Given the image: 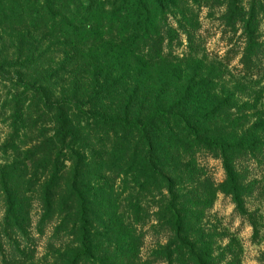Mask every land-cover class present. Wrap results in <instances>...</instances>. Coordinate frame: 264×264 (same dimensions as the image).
<instances>
[{
	"label": "trees",
	"instance_id": "16d2710c",
	"mask_svg": "<svg viewBox=\"0 0 264 264\" xmlns=\"http://www.w3.org/2000/svg\"><path fill=\"white\" fill-rule=\"evenodd\" d=\"M263 3L254 1L244 15L231 6L223 15L225 25L242 24L240 63L249 76L262 68L258 32ZM187 14L181 0H0V29L15 33L27 61L40 54L33 33L42 31L43 41L56 40L63 57L78 64L55 102L42 88L48 79L33 90L53 115L52 135L0 165L6 208L0 247L7 244L9 251L1 264H26L31 257L17 242L26 237L23 202L36 184L24 176L28 162L30 177L40 169L49 172L41 186L42 220L56 215V239L64 233L68 238L52 264H140L139 237L120 212L108 174L132 186L127 208L135 224L142 200L166 198L165 205L157 206V221L170 228L176 251L185 248L188 260L201 264L196 215L212 205L217 191L241 205L244 178L238 163L260 150L264 129L258 119L240 128L242 118L232 117L231 111L257 107H236L220 70L214 75L191 48L180 59L164 51L174 35L170 17L184 21L176 23L191 44ZM24 100L12 101L16 132ZM255 114L251 118H259ZM200 151L221 160L225 178L218 187L196 165Z\"/></svg>",
	"mask_w": 264,
	"mask_h": 264
},
{
	"label": "rangeland",
	"instance_id": "374dc122",
	"mask_svg": "<svg viewBox=\"0 0 264 264\" xmlns=\"http://www.w3.org/2000/svg\"><path fill=\"white\" fill-rule=\"evenodd\" d=\"M181 1L188 13L189 22L185 25L192 37L191 44H188L186 34L178 29L176 23L181 21L184 24V21L179 16L170 17L169 25L174 35L172 40L165 41L164 51L172 58L180 59L191 48L192 53L205 62L206 68H212L214 75L220 70L235 106L257 107L252 111H231L232 117L242 118L240 128L249 127L258 119L264 129V12L259 18L258 32L262 68L252 76L245 75L240 63L245 45L242 24L236 22L231 26L225 25L223 21V15L231 6L244 15L251 4L258 0ZM0 33L3 34L0 39V165H5L12 163L17 154L20 153L21 158L22 151L52 135L53 115L34 98L33 90L40 89L42 79H48L42 88L46 90L50 101L55 102L74 79L78 64L71 58L67 60L63 57L56 40L43 41L42 31L33 33L38 38L37 46L39 43L41 46L38 47L40 54L31 57V61H27L22 45L17 42L12 30L0 29ZM20 82L29 85V89L26 90ZM17 97H25V100L24 108L20 110L22 120L18 121L16 132L13 128L12 101ZM255 112L259 118H251ZM21 126L25 128L19 130ZM262 141L258 152L252 156L246 155V159L238 163L242 175L240 177L244 178L241 205H235L230 195L217 191L212 205L196 215L197 227L200 228L197 253L201 257V264H264V130ZM20 158V162L27 163ZM195 160L201 172L216 187L224 181V169L219 158L212 153L200 151ZM65 164L68 166L69 162ZM27 165L29 168L24 176L27 180L33 179L32 182L36 184L31 185L30 190L33 191L26 194L27 199L23 202L26 225L28 223L26 237H19L17 242L22 250L31 255L26 264H52L56 258V249L68 238L64 233L56 239V215L42 220L41 186L44 179H47L48 170L43 173L40 169V173L30 177L33 168L30 162ZM105 178L118 195L120 212L125 221L133 224L139 237L137 253L140 264H192L185 248L181 252L175 250L173 233L164 223L158 222L154 215L157 206L165 205L166 198L156 196L154 199L148 197L142 200L141 214L135 224L127 208L128 202L134 197L129 190L132 186L122 183L121 178L115 174H108ZM5 212V201L0 191V223L3 222ZM8 252L7 244L0 247V264L3 255L9 257Z\"/></svg>",
	"mask_w": 264,
	"mask_h": 264
}]
</instances>
